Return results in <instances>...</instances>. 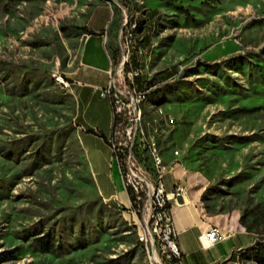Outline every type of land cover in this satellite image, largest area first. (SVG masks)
I'll return each instance as SVG.
<instances>
[{"label":"rangeland","instance_id":"374dc122","mask_svg":"<svg viewBox=\"0 0 264 264\" xmlns=\"http://www.w3.org/2000/svg\"><path fill=\"white\" fill-rule=\"evenodd\" d=\"M105 1L120 22L121 6L141 21L129 54L156 85L137 124L164 150L190 152L210 210L246 211L264 247V0H0V264H159L128 206L97 194L73 98L53 76ZM47 232L49 251L37 240Z\"/></svg>","mask_w":264,"mask_h":264},{"label":"crops","instance_id":"0c3cea01","mask_svg":"<svg viewBox=\"0 0 264 264\" xmlns=\"http://www.w3.org/2000/svg\"><path fill=\"white\" fill-rule=\"evenodd\" d=\"M84 24L92 33L82 32L74 58L61 70L70 80L67 91L73 98L75 136L101 200L112 208L129 206V193L107 141L112 125L110 102L100 94L108 80L110 62L114 61L111 36L120 27L119 13L110 3L100 2L89 11ZM158 141L163 146L160 138ZM164 156L170 162L164 176L166 190L170 192L176 183L184 185V201L171 200L170 210L185 264H256L244 255L257 239L251 226L242 223L240 208L208 212L202 193L209 181L192 164L190 152L181 151L176 156L166 149ZM214 225L222 230L224 239L203 247L199 235Z\"/></svg>","mask_w":264,"mask_h":264},{"label":"built area","instance_id":"2783aa9c","mask_svg":"<svg viewBox=\"0 0 264 264\" xmlns=\"http://www.w3.org/2000/svg\"><path fill=\"white\" fill-rule=\"evenodd\" d=\"M121 7L125 15L116 36L119 58L110 62L107 83L100 88V94L109 99L112 111L107 141L112 161L129 193V212L139 221L138 232L144 248L148 252L151 250L155 263L185 264L170 210L171 200L177 201L184 185L176 183L170 192L166 190L164 176L170 169V162L165 159L164 147L147 134V126L136 123L135 111H140V100L152 86H139L136 82L139 74L129 54L135 21L129 22L126 8ZM53 76H60L61 88L68 90L70 80L62 71ZM159 111L166 117L165 126L172 125L174 118L166 115L162 108ZM172 152L176 156L180 154L176 149ZM199 238L203 247H210L224 239V233L214 225Z\"/></svg>","mask_w":264,"mask_h":264},{"label":"trees","instance_id":"16d2710c","mask_svg":"<svg viewBox=\"0 0 264 264\" xmlns=\"http://www.w3.org/2000/svg\"><path fill=\"white\" fill-rule=\"evenodd\" d=\"M169 1H177V0H169ZM156 13L155 10H151L150 11V14H154ZM140 25H141V21H138L137 22V25L134 29V31L136 32L138 29H140ZM81 29H82V32H85V33H92V30L90 28H88L85 24L81 26ZM146 35L143 36V39H141V42L145 41L146 40ZM111 54H112V58H114L115 60H118V49L117 47L115 46L114 48H111ZM113 59V60H114ZM130 61L132 63V65L134 66H139L138 65V62L137 60L134 59H131L130 58ZM195 70V68L193 69ZM168 76L171 75L172 73L171 72H167L166 73ZM136 82L139 86H145V87H153L156 85V82L154 80V77L153 78H150V79H142L141 75L137 76L136 77ZM151 89V88H150ZM150 92V91H148ZM147 97H148V93H147ZM136 115L138 113V111H135ZM137 123V122H136ZM92 180V179H91ZM207 189L208 187H206L205 191L202 193V200L203 202L205 203V207L207 209L208 212H212L214 210H210L209 208V205L206 203V193H207ZM130 196H131V193H130ZM101 199V198H100ZM223 210H219V211H214V212H222ZM246 213V211H242L241 213V221L242 223H244V225L246 227H249L247 224H245L244 222V214ZM253 223H257V221L255 219L252 220ZM52 235L50 233H46V234H43L41 236H38V244L40 247L43 248V250L45 251H49L52 249V245H51V242H52V239H51ZM137 240L142 244V246L144 247L142 241L139 240V238L137 237ZM248 252H244V255L246 258H249V259H252L256 264H264V247H263V244L261 242H258L257 240L255 241L254 245H252L251 247L248 248Z\"/></svg>","mask_w":264,"mask_h":264},{"label":"bare ground","instance_id":"6f19581e","mask_svg":"<svg viewBox=\"0 0 264 264\" xmlns=\"http://www.w3.org/2000/svg\"><path fill=\"white\" fill-rule=\"evenodd\" d=\"M134 27H136L135 26V24H134ZM133 30H134V28H133ZM135 37V36H134ZM132 39H133V31H132ZM135 69H136V67H135ZM54 77H60V76H54ZM61 78V77H60ZM147 94H145V95H143V97L141 98V100H140V105H141V101H142V99H144V97L146 96ZM135 119H136V113H135ZM140 234V233H139Z\"/></svg>","mask_w":264,"mask_h":264},{"label":"water","instance_id":"95a60500","mask_svg":"<svg viewBox=\"0 0 264 264\" xmlns=\"http://www.w3.org/2000/svg\"><path fill=\"white\" fill-rule=\"evenodd\" d=\"M177 201H178V202H183V201H184V199H183V197H182L181 194H178V195H177Z\"/></svg>","mask_w":264,"mask_h":264}]
</instances>
